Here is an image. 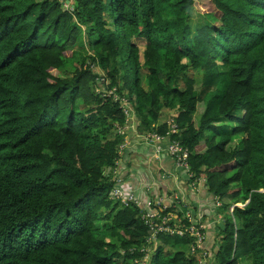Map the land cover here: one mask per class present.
<instances>
[{
	"label": "trees",
	"instance_id": "trees-1",
	"mask_svg": "<svg viewBox=\"0 0 264 264\" xmlns=\"http://www.w3.org/2000/svg\"><path fill=\"white\" fill-rule=\"evenodd\" d=\"M208 1L0 0V264H197L110 198L133 116L230 214L217 263L264 264V0Z\"/></svg>",
	"mask_w": 264,
	"mask_h": 264
},
{
	"label": "crops",
	"instance_id": "crops-1",
	"mask_svg": "<svg viewBox=\"0 0 264 264\" xmlns=\"http://www.w3.org/2000/svg\"><path fill=\"white\" fill-rule=\"evenodd\" d=\"M131 120L127 130V146L119 161L124 188L131 189L143 200L148 197H163L175 201L176 198L171 210L179 217L186 218V215H190L195 222L206 228L205 246L210 256L209 261L217 264L216 253L222 238L217 226L224 223L217 200L209 196L205 181L199 179L190 182L184 171L176 169L172 157L166 151L169 139L152 146L139 134L134 116ZM157 147L162 149L160 153L157 152Z\"/></svg>",
	"mask_w": 264,
	"mask_h": 264
},
{
	"label": "built area",
	"instance_id": "built-area-1",
	"mask_svg": "<svg viewBox=\"0 0 264 264\" xmlns=\"http://www.w3.org/2000/svg\"><path fill=\"white\" fill-rule=\"evenodd\" d=\"M111 94L114 95L116 100H119L115 92H111ZM122 104L126 116L130 119L131 109L130 106H128L126 98L122 99ZM170 125L171 129L167 137L157 134H148L145 136V141L152 146H156L165 139H169L170 143L166 151L172 157L176 169L184 171L189 176V178L192 179L193 174L190 172L189 165V150L182 145L179 139L172 138V135H178V127L173 121H170ZM126 146L127 141L121 147L120 159L124 154V149ZM156 150L158 153H160L162 149L157 147ZM120 159L118 160L117 166L112 173L115 187L111 192L110 198L125 207L138 206L140 208L141 220L144 221L150 232V235L147 239L149 245L152 243L157 244L158 236L160 234H168L170 236L178 237L188 236L192 238V242L189 246V253L197 256V264H204L205 262L206 264H212V262L209 261L210 256L208 250L204 247L206 242L205 227L201 223L195 222L190 215L186 218L179 217L173 211H171V208L177 201L176 198L175 201H169L163 197L152 199L148 197L143 200V198L137 197V195L132 192L131 189L128 190L127 188H124V182L122 176L120 175ZM246 204H237L232 206L230 209L232 216L236 206L244 208ZM221 206L222 203H217V207ZM233 221L236 224V220L233 219ZM144 251L146 252L145 258L142 261H137V264H145L146 260L151 256L149 254L150 247L145 248Z\"/></svg>",
	"mask_w": 264,
	"mask_h": 264
},
{
	"label": "rangeland",
	"instance_id": "rangeland-1",
	"mask_svg": "<svg viewBox=\"0 0 264 264\" xmlns=\"http://www.w3.org/2000/svg\"><path fill=\"white\" fill-rule=\"evenodd\" d=\"M67 8H68V10H71L70 4L67 5ZM210 11H212V10H211V6L209 5V1H208V0H195L194 14H193V15L191 16V18L189 19L190 24H191L193 30H196L197 28H199V27H201V26H203V25H205V24L208 23V20H207L208 18H207L206 16H204L203 14H204L205 12H210ZM86 40H87V38H86ZM141 48H143V45H141ZM54 74L57 75L56 72H54ZM197 78H198V76H197ZM203 109H204L203 106H200V110H199V112H202ZM199 115H200V114L198 113V116H199ZM201 181H204V180L201 179ZM216 200H217L216 204L219 203V202L222 203L219 199H216ZM220 212H221V214L224 216L225 219H227V220H230V219H231V216H230V214H229L227 211H225V210H221ZM182 214H183V213H182ZM183 215H184V214H183ZM188 216H189V215H186V217H188ZM205 234H206V241H207V232H206V228H205ZM155 244H156V243H155ZM205 244H206V242H205ZM156 245H157V244H156ZM204 247L206 248L205 245H204ZM183 250H185V251L188 252V249H183ZM151 253H152V251L149 252L150 255H151ZM154 255H155V254H152V255L146 260V263H145V264H151ZM216 255H217V253H216ZM204 264H206V262H205ZM217 264H218V263H217Z\"/></svg>",
	"mask_w": 264,
	"mask_h": 264
},
{
	"label": "water",
	"instance_id": "water-1",
	"mask_svg": "<svg viewBox=\"0 0 264 264\" xmlns=\"http://www.w3.org/2000/svg\"><path fill=\"white\" fill-rule=\"evenodd\" d=\"M220 228H222L223 230H225V224L223 222L219 223Z\"/></svg>",
	"mask_w": 264,
	"mask_h": 264
}]
</instances>
